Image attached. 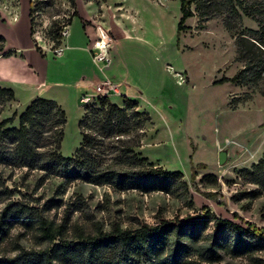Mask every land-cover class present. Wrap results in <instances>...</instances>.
Wrapping results in <instances>:
<instances>
[{
  "label": "rangeland",
  "instance_id": "obj_1",
  "mask_svg": "<svg viewBox=\"0 0 264 264\" xmlns=\"http://www.w3.org/2000/svg\"><path fill=\"white\" fill-rule=\"evenodd\" d=\"M17 2L0 1V10L7 16L0 24L11 42L27 44L26 22L16 24L13 13L19 8L24 18L26 10L16 7ZM30 4L32 41L42 43L52 59L57 30L68 24L69 46L87 41L85 27L97 37L102 30L113 36L105 28L109 24L131 33L133 40L121 42L119 47L123 58L119 80L134 87V96L141 102L138 111L151 117L145 132L130 130V125L127 133L109 135L104 115L109 107L101 104L103 97L83 105V116L69 103L63 108L68 122L61 154L77 157L85 133L95 142L89 153L96 167L128 168L131 165L126 158L121 159L120 152L135 145L140 133L142 145L134 148L138 158L147 157L165 172H181L183 176L171 179L163 186L165 190L149 192L99 186L78 174L63 177L57 170H46L44 163L51 150L47 148L41 150L44 159L40 163L0 164V214L15 203L59 223L87 228L100 223L108 233L117 228L185 225L202 240L230 246L231 233L218 228L219 219L246 229V223L264 228V187L242 176L244 169L251 170L264 158V94L235 82L217 84L243 69L236 40L224 26V18L211 19L201 28L196 14L186 23L190 29L179 37L181 0H76V5L69 0H30ZM81 14L90 17L85 27ZM241 14L245 29H258L255 21ZM126 100L122 96L116 105L131 114ZM26 108L24 101L0 103V123L17 115L7 127H19V116ZM83 117L85 122L80 127ZM118 122H113L117 131ZM0 147L9 150L11 145L0 141ZM226 150L227 160L222 165L220 154ZM254 191L260 195H252ZM30 233L21 222L11 228V238L21 239L24 245H31ZM218 264H264V251L235 254L223 250V260Z\"/></svg>",
  "mask_w": 264,
  "mask_h": 264
},
{
  "label": "trees",
  "instance_id": "obj_2",
  "mask_svg": "<svg viewBox=\"0 0 264 264\" xmlns=\"http://www.w3.org/2000/svg\"><path fill=\"white\" fill-rule=\"evenodd\" d=\"M69 1L76 5V0ZM32 13L31 8V25ZM241 13L255 21L258 29H245ZM196 14L201 28L211 19L224 18V26L236 40L238 61L243 63V69L234 78L224 77L217 84L235 82L253 86L264 94V0H181L179 37L183 31L190 29L186 23ZM62 29L57 30L55 47L61 44ZM34 43L37 51L44 56L38 42ZM6 44V38L0 34V56L17 54L12 51L6 53ZM15 100L14 90L0 87V103ZM126 101L132 108L131 114L113 104L109 98H100L101 104L109 107L104 113L109 135L127 133L130 125L133 127L130 130L135 128L137 133L145 132V123L151 121L149 115L138 111L137 101ZM16 118L17 115L0 123V141L11 145L9 150L0 147V164L40 163L44 159L41 150L51 148L44 163L46 170H57L63 177L78 174L83 180L99 186L112 185L123 190L134 188L149 192L158 188L165 190L163 186L171 179L183 176L181 172H165L147 157L139 159L134 148L142 145L144 137L141 138L140 133L135 145L124 147L120 152L121 159L129 161L131 166L128 168L96 167L89 153L95 142L85 133H82L77 157H64L61 148L67 114L53 100L40 98L33 101L19 116V127L8 128ZM115 121L120 123L118 131V126L113 123ZM84 122L85 117L80 121V127ZM242 176L250 183L264 187V158L251 170L244 169ZM195 180L196 174L193 173L192 181ZM252 195L258 196L260 192L254 191ZM29 211L10 203L0 214V264H218L223 260V250H232L235 254L264 251V228L246 223L249 226L246 229L226 219H219L217 226L229 230L231 246L202 240L198 233L190 231L185 225H146L137 230L117 228L108 233L100 223L87 228L79 224L59 223ZM17 222L31 232V245L11 238V228Z\"/></svg>",
  "mask_w": 264,
  "mask_h": 264
},
{
  "label": "crops",
  "instance_id": "obj_3",
  "mask_svg": "<svg viewBox=\"0 0 264 264\" xmlns=\"http://www.w3.org/2000/svg\"><path fill=\"white\" fill-rule=\"evenodd\" d=\"M17 6L24 7L26 10L24 18L19 13V8L13 10V13L16 24H20L23 20L26 22L24 38L27 40V44L19 40L11 42L0 24V34L7 40L6 53L11 51L17 53L13 56H0V87L14 90L16 100L24 101L27 107L33 101L42 98L53 100L63 108L69 103L74 104L81 111L80 115L83 116L82 98L88 96L90 103L96 102L100 96L95 88L108 78L119 84L123 96L128 100L137 101L140 108V97L134 96V87L125 86L123 81L119 80L123 75L119 74L120 67L123 65L119 47L121 42L133 40L131 33L118 30L110 24L106 26V30L110 31L114 38L111 51L113 53L111 55L112 64L107 68L104 65L97 66L92 59V49L98 35L92 29L85 27L84 23L90 17L81 14L87 41H78L71 46L67 45L62 56L52 59L49 56L50 51L45 50L42 43L39 46L44 50V56L37 51L35 43L32 41L30 0H20ZM6 18V14L0 10V19L6 22ZM103 25L105 24L103 23ZM102 67L104 68L102 69ZM115 74L119 78H115L113 76ZM120 98L118 95H113L109 99L114 104H118Z\"/></svg>",
  "mask_w": 264,
  "mask_h": 264
},
{
  "label": "built area",
  "instance_id": "obj_4",
  "mask_svg": "<svg viewBox=\"0 0 264 264\" xmlns=\"http://www.w3.org/2000/svg\"><path fill=\"white\" fill-rule=\"evenodd\" d=\"M71 24L65 25L61 30V44L55 48H52V52L55 57L62 56L67 49V41L71 35ZM114 43V38L108 32L103 31L99 34L97 40H95L93 49H92V59L95 65L101 66L104 65L105 68L109 67L112 64V45ZM102 67V69L104 68ZM96 91L100 97L110 98L113 95L123 96L120 90V85L113 82L111 79H106L102 84L96 86ZM82 104L87 105L90 103V98L84 96L82 98Z\"/></svg>",
  "mask_w": 264,
  "mask_h": 264
},
{
  "label": "water",
  "instance_id": "obj_5",
  "mask_svg": "<svg viewBox=\"0 0 264 264\" xmlns=\"http://www.w3.org/2000/svg\"><path fill=\"white\" fill-rule=\"evenodd\" d=\"M227 150L226 151H224V152H222L221 154H220V163L222 164V165H224L225 163H226V160H227Z\"/></svg>",
  "mask_w": 264,
  "mask_h": 264
}]
</instances>
